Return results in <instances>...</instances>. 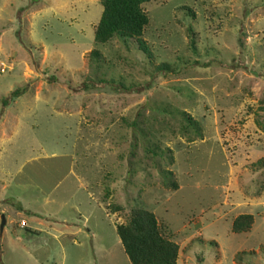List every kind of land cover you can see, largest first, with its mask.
I'll return each instance as SVG.
<instances>
[{
  "label": "rangeland",
  "instance_id": "obj_1",
  "mask_svg": "<svg viewBox=\"0 0 264 264\" xmlns=\"http://www.w3.org/2000/svg\"><path fill=\"white\" fill-rule=\"evenodd\" d=\"M141 8L101 43V0H0V264H130L132 208L174 264H264V0Z\"/></svg>",
  "mask_w": 264,
  "mask_h": 264
},
{
  "label": "trees",
  "instance_id": "obj_2",
  "mask_svg": "<svg viewBox=\"0 0 264 264\" xmlns=\"http://www.w3.org/2000/svg\"><path fill=\"white\" fill-rule=\"evenodd\" d=\"M149 0H101L102 11L94 31L95 42H105L113 36H139L148 21L141 4ZM145 47V46H142ZM91 54L98 55L97 49ZM107 82L106 80H101ZM95 85L93 80L82 83L86 89ZM26 85L15 87L2 104L18 97L26 91ZM252 222L250 214L238 215L233 223V230L246 229ZM122 247L130 264H174L178 247L175 242L164 237L158 227L154 214L142 208H132L125 223L116 225Z\"/></svg>",
  "mask_w": 264,
  "mask_h": 264
},
{
  "label": "water",
  "instance_id": "obj_3",
  "mask_svg": "<svg viewBox=\"0 0 264 264\" xmlns=\"http://www.w3.org/2000/svg\"><path fill=\"white\" fill-rule=\"evenodd\" d=\"M2 218H1V227L3 226V223H4V216L2 215L1 216Z\"/></svg>",
  "mask_w": 264,
  "mask_h": 264
}]
</instances>
